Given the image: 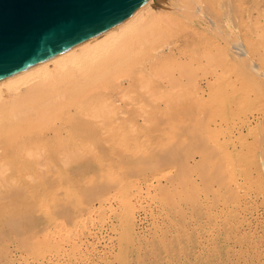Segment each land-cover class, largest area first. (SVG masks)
<instances>
[{"label":"bare ground","instance_id":"bare-ground-1","mask_svg":"<svg viewBox=\"0 0 264 264\" xmlns=\"http://www.w3.org/2000/svg\"><path fill=\"white\" fill-rule=\"evenodd\" d=\"M155 3L0 80V264L257 253L243 211L264 205V0ZM105 223L106 246L85 247Z\"/></svg>","mask_w":264,"mask_h":264},{"label":"water","instance_id":"water-1","mask_svg":"<svg viewBox=\"0 0 264 264\" xmlns=\"http://www.w3.org/2000/svg\"><path fill=\"white\" fill-rule=\"evenodd\" d=\"M145 0H0V80L127 19Z\"/></svg>","mask_w":264,"mask_h":264},{"label":"rangeland","instance_id":"rangeland-1","mask_svg":"<svg viewBox=\"0 0 264 264\" xmlns=\"http://www.w3.org/2000/svg\"><path fill=\"white\" fill-rule=\"evenodd\" d=\"M166 0H156V3H155V6L158 7L160 6V4L162 5ZM257 115L256 112H252V114L248 113L246 114V116H248V118L251 119L252 122H254L255 120V116ZM238 123V122H237ZM241 131H243L245 133V128H242ZM147 180L149 181V178H147ZM145 180V181H147ZM150 181H153L155 182V179H152ZM143 186H145V182H143ZM145 189V188H144ZM151 191V189H150ZM145 192H142L141 194V199H142V205L145 207V209L147 210L146 212H141V218L143 219L141 221V227H145L146 229L149 228V226H151V223H152V220L153 218H156L157 219V207L155 205V208L154 209V203L151 202V200L149 198H144L146 195H144ZM144 195V196H143ZM144 198V199H143ZM144 200V201H143ZM145 203V204H144ZM149 203V204H148ZM152 205V206H151ZM246 208L245 211H243V214L245 216V219H246V222L244 223L245 227L246 228H249L252 230V232L255 233L254 236H256V238L258 239L257 241H259L258 243L260 244V246H258V251L257 253H255L254 250L250 249V254H244L243 256H238V258L235 259L236 264H264V205H255V206H247L246 205ZM152 208V209H150ZM244 208V206H243ZM155 213H154V212ZM152 213V215L150 214ZM144 217V218H143ZM108 221V220H107ZM109 227V224H104L103 226L100 227V224L95 225L97 226L98 228H96V234L95 235H91V236H86L84 237V243L85 244V247L86 245L88 246L87 248H89V242H92V244H94L93 246L97 249V251H101L102 248H104L106 246V244L109 242V238L112 236V233L110 232V230L108 229ZM94 232V230L92 231ZM260 238V240H259ZM87 240V241H86ZM86 241V242H85ZM88 242V243H87ZM84 247V248H85ZM86 252V251H85ZM87 253V252H86ZM60 257V256H59ZM57 257V258H52L50 261H49V264H62L63 260L65 259L64 256L62 255V258L60 257ZM80 257V256H79ZM78 257V259H79ZM87 258H81V259H85V260H78L77 259V262L74 263V264H84V262L86 264H89V254L87 253ZM88 259V260H87ZM55 263H54V262ZM60 261V262H59ZM88 261V262H86ZM53 262V263H52ZM21 264V262H20ZM23 264V263H22Z\"/></svg>","mask_w":264,"mask_h":264}]
</instances>
